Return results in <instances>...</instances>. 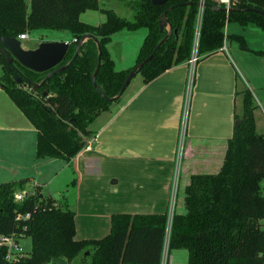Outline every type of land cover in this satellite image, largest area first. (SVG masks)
<instances>
[{
    "label": "trees",
    "instance_id": "1",
    "mask_svg": "<svg viewBox=\"0 0 264 264\" xmlns=\"http://www.w3.org/2000/svg\"><path fill=\"white\" fill-rule=\"evenodd\" d=\"M206 2L198 61L220 50L226 39L237 41L242 49L248 48L242 34H226L229 22L243 26L253 23L264 30V16L259 13L264 11V0H238L229 13L216 10L215 0ZM134 7V17L129 19L114 9H104L99 0H0V36L18 38L25 31L39 29L71 33V46L61 66L70 62L86 34H92L102 50L97 88L93 74L98 44L89 38L77 58L65 70L46 79L39 90L23 79L17 83L16 71L0 53V87L37 129L38 159L70 162L87 146L84 136L92 134L90 123L121 98L110 101L108 97L119 94L130 72L167 35V30L160 32L159 28L164 12L172 34L136 76L141 74L147 83L191 59L199 0H168L160 4L135 0ZM88 9H101L108 19L99 25L86 23L81 14ZM141 27H146L148 33L136 64L117 70L108 50L112 35L118 30ZM15 64L28 78L44 80L46 73ZM242 95L244 113L236 115L241 123L229 141L221 171L193 175L186 188V213L173 214L169 250L187 249L188 264H264V134L256 129L251 90L244 89ZM23 183L24 180L0 183V234L14 232L32 243L31 252L24 253L17 264H54L55 257L66 259L68 264H161L167 213H116L112 215L109 235L81 240L76 237L75 212L57 204L54 197H41L39 185L34 186L37 195H29L22 205L14 204L13 192L23 188ZM17 212H28L29 217L18 222ZM6 253L7 248L0 246V264H12L5 259Z\"/></svg>",
    "mask_w": 264,
    "mask_h": 264
},
{
    "label": "crops",
    "instance_id": "2",
    "mask_svg": "<svg viewBox=\"0 0 264 264\" xmlns=\"http://www.w3.org/2000/svg\"><path fill=\"white\" fill-rule=\"evenodd\" d=\"M23 40L24 48L35 47ZM233 50L226 39L220 50L196 64L185 120L188 62L147 83L142 75L134 78L121 98L90 123L92 134L85 137L90 148L70 162L36 157L37 129L0 87V183L24 180L23 188L39 185L45 198L53 197V190L57 202L75 212L76 237L81 240L109 235L116 213H167L163 253L167 250L173 264L170 222L175 212L187 211L186 188L192 176L221 171L236 115L242 112V91L264 84L251 76L245 50L238 46ZM256 126L264 134V126ZM180 188L184 195L177 207Z\"/></svg>",
    "mask_w": 264,
    "mask_h": 264
},
{
    "label": "rangeland",
    "instance_id": "3",
    "mask_svg": "<svg viewBox=\"0 0 264 264\" xmlns=\"http://www.w3.org/2000/svg\"><path fill=\"white\" fill-rule=\"evenodd\" d=\"M100 6L104 7V9H114L119 15L123 17H127L129 19H133L135 13L134 3L135 0H99ZM81 19L89 24L99 25L105 22L108 19L107 13L101 9H88L81 14ZM198 15H196V38L194 51H197L198 48ZM226 34H242L247 43V49H243L246 52V56L248 58L247 65L251 69V76L259 78L264 83V54L259 53L258 51H264V30L261 29L256 24H249L247 26L241 25L239 22H229L226 26ZM28 34V38L23 40V44H34L35 47L38 46L37 43L39 40L43 39H51V38H60V39H71L72 35L68 31H56V30H46L39 29L33 31H25ZM148 33V29L146 27H141L135 30L122 29L115 32L110 42L108 43V50L110 55L112 56L115 62V68L117 70H124L133 67L136 62L140 52V48L146 38ZM231 48L240 47V44L230 39ZM34 47V48H35ZM242 49V48H241ZM234 51V50H233ZM233 56L237 59L235 51L233 52ZM250 58V59H249ZM2 73V66L0 65V74ZM142 76L138 74L135 78L136 80L140 79ZM244 82V81H243ZM250 89V88H249ZM251 89L255 91L259 101L253 94V100L256 105L254 109V117L255 123H258V126H264V84L256 85L255 88L251 86ZM250 89V90H251ZM242 106V112H243ZM257 128V126H256ZM14 133V132H13ZM12 134V133H11ZM15 134H19L18 132ZM24 133H22V136ZM89 136V135H88ZM86 137V136H84ZM15 144V142H13ZM181 170H177L176 176L180 177ZM73 190L71 185L66 186V188ZM33 188V187H32ZM33 190V189H31ZM52 192V196L55 198L56 195ZM73 192V191H72ZM65 190H63V194H65ZM182 195L184 192L182 188H180L178 198H177V207L182 202ZM61 206H64L62 204ZM65 207V206H64ZM178 211V208H176ZM171 255L173 257V264H188V250L185 248H179L171 250ZM84 256L80 257V260ZM79 260V259H78Z\"/></svg>",
    "mask_w": 264,
    "mask_h": 264
},
{
    "label": "water",
    "instance_id": "4",
    "mask_svg": "<svg viewBox=\"0 0 264 264\" xmlns=\"http://www.w3.org/2000/svg\"><path fill=\"white\" fill-rule=\"evenodd\" d=\"M154 3L160 4L164 3L168 0H152ZM204 4H207L205 2ZM216 10L225 11V12H231L233 10V7H226L223 5H217ZM261 15L264 16V11H259ZM159 28L160 32L168 31L167 35L157 44L154 51L141 63H139L127 76V78L124 81V84L119 92V94L115 97H108V100L114 101L115 99L121 97L123 93L125 92L126 88L130 84V82L133 80V78L136 76L138 70H140L150 59L154 57L156 52L159 50L161 45L167 40V38L172 34V27L167 19L166 12L163 13L162 17L159 19ZM176 32V30H175ZM89 38H94V40L98 44V63L96 70L93 74V81L94 85L97 86V74L101 65V46L99 45L97 39L92 34H86L78 43L76 52L73 56V58L70 60V62L66 65L61 66V63L63 62L64 58L66 57L71 42L66 40H52V41H42L38 44L35 48H24L21 44V40L16 37H6V36H0V53L4 55L7 62L13 67V69L16 71V74L14 75V79L17 83H20L22 79L25 81V83L29 86H32V88L40 89L41 86L44 84L45 80L48 79L51 75L56 74L58 72H61L65 70L69 64H71L79 55L80 48L83 44V42ZM17 62L22 67L32 70L34 72L38 73H46L44 80L41 82H36L32 80L31 78H28L26 75L23 74V72L20 70V68L15 64ZM48 91H44V95H47ZM241 123L240 119L236 120L235 126L239 127ZM58 197V196H56ZM19 244L21 245L22 251L25 253L31 252L32 249V243L29 241L19 240ZM52 263L54 264H68V261L64 258L55 257L53 258Z\"/></svg>",
    "mask_w": 264,
    "mask_h": 264
},
{
    "label": "built area",
    "instance_id": "5",
    "mask_svg": "<svg viewBox=\"0 0 264 264\" xmlns=\"http://www.w3.org/2000/svg\"><path fill=\"white\" fill-rule=\"evenodd\" d=\"M217 2L218 5H223L226 7H231L234 4H236V2L238 0H215ZM206 0H199V7H198V39H199V35H200V29H201V25H202V20H203V13H204V9H205V3ZM228 13V12H227ZM28 38V34L27 33H22L19 34L18 39L23 40ZM73 41H76V39H74ZM199 56H198V52L197 51H193V55L191 57V59L188 61L189 65H190V75H189V85H188V90L186 93V100H185V104H184V120L187 118V114H188V110H189V103H190V99H191V95H192V89L194 86V78H195V67L196 64L199 62ZM183 141V136H182V140L180 142V144H182ZM85 148H90V146H86ZM181 154V153H180ZM179 154V155H180ZM180 157V156H179ZM35 186V185H34ZM33 186V190L31 189H26V188H21V189H17L13 192V196H12V201L14 204L17 205H22L25 203L27 197L29 195H37V190L35 189V187ZM176 189V188H175ZM176 193V190H174V195ZM263 195H264V189H263ZM43 195L41 194V197ZM58 204V202H57ZM29 217V213L28 212H17L16 216H15V220L20 222L26 218ZM172 222V220H171ZM170 222V225H171ZM19 240H24L27 241V239L22 238L21 235H18L17 233H10V234H0V246H4L7 248V253H6V257L5 259L12 263V264H17V262L19 261V258L22 257V255L25 253L22 251L21 245L19 244ZM162 263L161 264H172L171 261V257L169 256V254L167 253V250L162 254Z\"/></svg>",
    "mask_w": 264,
    "mask_h": 264
}]
</instances>
